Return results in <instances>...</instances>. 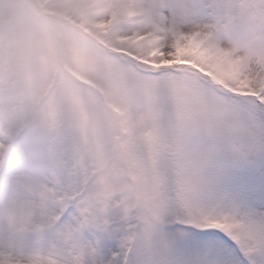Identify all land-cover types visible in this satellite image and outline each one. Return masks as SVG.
I'll return each instance as SVG.
<instances>
[{"label":"snow or ice","instance_id":"obj_1","mask_svg":"<svg viewBox=\"0 0 264 264\" xmlns=\"http://www.w3.org/2000/svg\"><path fill=\"white\" fill-rule=\"evenodd\" d=\"M170 71L103 157L0 126V264H264V88L212 85L189 115Z\"/></svg>","mask_w":264,"mask_h":264},{"label":"rangeland","instance_id":"obj_2","mask_svg":"<svg viewBox=\"0 0 264 264\" xmlns=\"http://www.w3.org/2000/svg\"><path fill=\"white\" fill-rule=\"evenodd\" d=\"M19 3L0 0V63L9 69L4 84L0 75V126L22 118L45 139H71L83 154L103 157L117 133L143 122L152 73L179 63L180 56L199 55L182 61L188 70L166 74L189 115L206 93L214 94L211 82L220 78L239 94L264 88V0H62L47 6L91 26L83 33L132 60L125 62L101 55L99 46L87 45L68 27L65 34L58 22L47 31V23L37 21L35 2ZM211 4L238 5L237 15L247 12V19L234 23Z\"/></svg>","mask_w":264,"mask_h":264}]
</instances>
